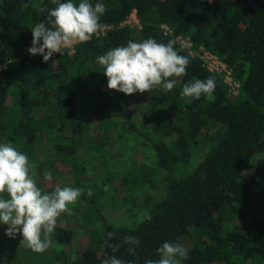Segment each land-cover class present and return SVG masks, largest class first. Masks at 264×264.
Here are the masks:
<instances>
[{
	"label": "trees",
	"instance_id": "16d2710c",
	"mask_svg": "<svg viewBox=\"0 0 264 264\" xmlns=\"http://www.w3.org/2000/svg\"><path fill=\"white\" fill-rule=\"evenodd\" d=\"M34 2L55 7L50 0ZM99 2L107 9L101 23L110 29L52 64L27 51L31 28L46 22L47 13L24 7L28 0H0V64L9 61L0 69V143L11 142L29 157L39 184L45 170L54 178L58 164L82 169L76 164L82 147L98 154L111 127L125 126L140 138L138 145L148 148L145 153L158 157L151 176L139 175L149 185L140 221L130 225L104 218L95 204L100 183L84 184L81 197L96 211L95 235L84 249L67 252L73 230L59 217L51 237L54 247L37 258L51 264H101L115 255L144 264L157 259L155 250L170 241L187 247L189 259L182 264H264V156L251 161L264 136V0ZM133 9L140 29L120 25ZM178 34L189 35L194 49L203 46L226 62L239 85L236 94L178 44ZM149 37L175 40L180 54L189 57L187 74L176 78L171 92L156 88L128 96L108 90L96 57L128 40ZM208 77L216 81L210 96L181 97L184 83ZM140 97L145 106L130 121ZM155 179L163 184L160 193ZM240 217L244 222L238 224ZM109 232L114 233L109 243L121 244L119 252L105 246ZM125 236L139 238L135 256L122 244ZM60 246V253H53Z\"/></svg>",
	"mask_w": 264,
	"mask_h": 264
},
{
	"label": "clouds",
	"instance_id": "9594fccd",
	"mask_svg": "<svg viewBox=\"0 0 264 264\" xmlns=\"http://www.w3.org/2000/svg\"><path fill=\"white\" fill-rule=\"evenodd\" d=\"M53 8L41 7L34 0H28L24 7L31 5L40 13H47V21L36 23L31 28V47L27 51L43 57L48 63L54 53L61 54L76 43L88 42L106 25L101 17L106 6L92 0H50ZM176 41L158 42L149 37L142 41L128 40L126 46H117L96 57L107 77V89L131 96L135 93H149L156 88L171 92L177 79L187 74L189 57L181 55ZM56 60L52 61L55 64ZM216 88L212 77L204 80L193 79L184 83L181 97L199 100L210 96ZM53 180L49 170L43 173V181ZM80 187L54 185L51 190L42 187L33 174L29 157L19 151L11 142L0 143V225H6L5 235L10 239L22 235V244L33 252H44L53 244L52 234L58 218L70 212L69 205L75 204L83 194ZM92 196L91 189L87 191ZM149 220L151 216L145 214ZM114 233H107L104 244L112 252H119L121 244H110ZM123 245L135 256L140 240L136 236H125ZM157 259H147L144 264H182L189 259L187 247L179 242H163L155 250ZM101 264H136L134 260L106 257Z\"/></svg>",
	"mask_w": 264,
	"mask_h": 264
},
{
	"label": "rangeland",
	"instance_id": "374dc122",
	"mask_svg": "<svg viewBox=\"0 0 264 264\" xmlns=\"http://www.w3.org/2000/svg\"><path fill=\"white\" fill-rule=\"evenodd\" d=\"M144 106L143 99L140 97L132 106L128 120H136L138 112ZM138 139L140 138H135L125 126L111 127L101 145L100 149H103L101 153L96 154L97 152L88 151L82 147L76 159V164L83 167L82 169L76 167L77 169L71 170L72 167L68 163L58 164V172L50 184L41 181L40 178V185L42 187L51 185L80 187L84 190V184L98 182L102 192L97 195L95 204L100 208L104 218L132 225L142 219L146 210V208L144 210L145 198L149 192L147 181H140L139 175L141 171L150 175L158 161L157 156L153 158L147 154L149 150L146 146L138 145ZM145 151L148 152L145 153ZM263 156L264 136L253 153L251 161L254 162ZM155 182L158 186L157 191L160 193L163 184L157 179ZM69 208L70 212L60 216V219L73 230L72 239L66 251L79 252L88 245L91 235H95L96 211L82 197L75 204L69 205ZM235 222L241 224L244 218H236ZM6 228V225H0V264H51L49 259L37 258V252H33L22 244V235L18 234L15 239L7 237ZM187 241L181 239V242ZM55 249L53 253H60L63 246Z\"/></svg>",
	"mask_w": 264,
	"mask_h": 264
},
{
	"label": "built area",
	"instance_id": "2783aa9c",
	"mask_svg": "<svg viewBox=\"0 0 264 264\" xmlns=\"http://www.w3.org/2000/svg\"><path fill=\"white\" fill-rule=\"evenodd\" d=\"M120 25L128 26L132 29H140L141 24L137 18L135 9L131 11L128 17L123 20ZM110 27L111 25H106L103 30L99 31L94 36L104 35L105 32L110 29ZM162 28L164 29L165 33L172 34V30L167 25H162ZM176 41L181 47L187 50L188 54L200 59L209 72L219 75L223 79V81L228 85L233 94L237 93L239 85L232 76V69L216 53L206 49L203 46H199L197 49H194L192 39L189 35L178 34L176 36ZM77 44L78 43L68 49H63L61 54L54 53L51 61L55 60L56 57L59 55L72 54ZM28 55L30 57L33 56L29 52ZM8 62L9 61L7 60L5 63L0 64V69L5 68Z\"/></svg>",
	"mask_w": 264,
	"mask_h": 264
}]
</instances>
